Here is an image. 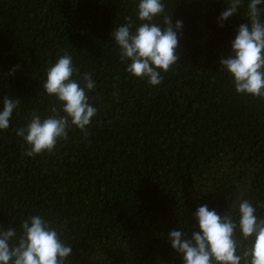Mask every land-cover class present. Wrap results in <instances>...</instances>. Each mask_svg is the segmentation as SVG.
<instances>
[{
	"label": "trees",
	"instance_id": "obj_1",
	"mask_svg": "<svg viewBox=\"0 0 264 264\" xmlns=\"http://www.w3.org/2000/svg\"><path fill=\"white\" fill-rule=\"evenodd\" d=\"M0 264H264V0H0Z\"/></svg>",
	"mask_w": 264,
	"mask_h": 264
}]
</instances>
